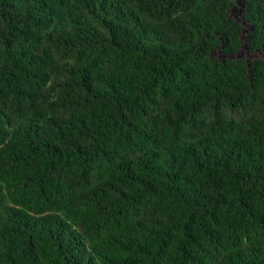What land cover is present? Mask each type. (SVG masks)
Segmentation results:
<instances>
[{
    "label": "trees",
    "instance_id": "16d2710c",
    "mask_svg": "<svg viewBox=\"0 0 264 264\" xmlns=\"http://www.w3.org/2000/svg\"><path fill=\"white\" fill-rule=\"evenodd\" d=\"M0 264H264V0H0Z\"/></svg>",
    "mask_w": 264,
    "mask_h": 264
}]
</instances>
